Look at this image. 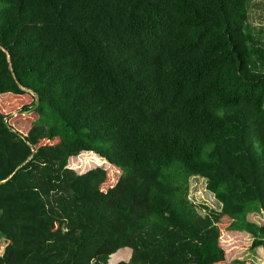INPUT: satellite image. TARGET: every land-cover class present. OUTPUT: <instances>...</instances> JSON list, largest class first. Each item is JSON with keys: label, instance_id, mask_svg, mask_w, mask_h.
Listing matches in <instances>:
<instances>
[{"label": "trees", "instance_id": "trees-1", "mask_svg": "<svg viewBox=\"0 0 264 264\" xmlns=\"http://www.w3.org/2000/svg\"><path fill=\"white\" fill-rule=\"evenodd\" d=\"M250 1L0 0V264H233L243 234L264 248ZM86 153L98 166L78 173ZM191 177L219 210L199 213Z\"/></svg>", "mask_w": 264, "mask_h": 264}, {"label": "rangeland", "instance_id": "rangeland-1", "mask_svg": "<svg viewBox=\"0 0 264 264\" xmlns=\"http://www.w3.org/2000/svg\"><path fill=\"white\" fill-rule=\"evenodd\" d=\"M248 21L256 29V33L261 35L260 41L264 48V0H251L248 4ZM264 65V61H263ZM264 71V67L262 69ZM92 154L86 153L81 154L75 161L73 168L78 173L92 169L97 164H94L92 161ZM103 167L106 164L102 165ZM189 200L198 207V211L201 215L204 214V210L201 209L202 206L207 207L212 210H219L220 204L214 199L213 195L205 189V180L200 177H191L189 180ZM256 221L258 224L264 225V208L263 210H257L256 212L251 213L249 219ZM244 237L241 239H236L238 242L233 246L227 245L225 249L228 251L230 261L234 264L239 262L242 264L251 263V264H264V248H257L255 250H250L248 246L251 243V237L243 234ZM4 243V239L0 237V244ZM230 247H234L230 248ZM128 258L127 252H121L116 254L114 257L110 258V263L117 261L126 260Z\"/></svg>", "mask_w": 264, "mask_h": 264}, {"label": "crops", "instance_id": "crops-1", "mask_svg": "<svg viewBox=\"0 0 264 264\" xmlns=\"http://www.w3.org/2000/svg\"><path fill=\"white\" fill-rule=\"evenodd\" d=\"M125 252H127V251H125ZM128 254H129V252H127Z\"/></svg>", "mask_w": 264, "mask_h": 264}]
</instances>
